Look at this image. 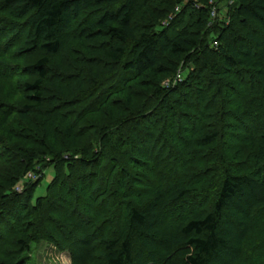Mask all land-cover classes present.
<instances>
[{
  "label": "trees",
  "instance_id": "trees-1",
  "mask_svg": "<svg viewBox=\"0 0 264 264\" xmlns=\"http://www.w3.org/2000/svg\"><path fill=\"white\" fill-rule=\"evenodd\" d=\"M231 1L223 25L208 23L210 0H0L1 102L14 93L8 60L40 50L26 103L0 106V147L16 156L5 183L54 173L35 199L38 179L22 194L0 187V264H28L45 238L70 249L85 231L92 246L75 264H264V0ZM64 35L76 53L50 69ZM215 142L218 161L200 165ZM111 204L127 209L122 228Z\"/></svg>",
  "mask_w": 264,
  "mask_h": 264
},
{
  "label": "rangeland",
  "instance_id": "rangeland-1",
  "mask_svg": "<svg viewBox=\"0 0 264 264\" xmlns=\"http://www.w3.org/2000/svg\"><path fill=\"white\" fill-rule=\"evenodd\" d=\"M214 3H216L217 7L220 10V14H219V18L216 21H219L220 23H223V25H227L230 23V15H229V8L231 5L230 0H213ZM176 7V6H175ZM176 10L174 8L173 11L169 12V14H167L166 16H164L161 20V23L167 24L174 16H175ZM81 18H84L83 15L81 16ZM210 22H214L210 17L208 18V23ZM212 24V23H211ZM0 28L4 31L5 30V26L3 23H0ZM18 28L13 30L11 33H8L7 37L13 36L14 34H17L16 36H14L15 40H13L14 42L18 43L15 45L16 50L19 49L20 47H23L22 44H20L21 42H23L22 40L24 38H26V34L25 33H19L21 32V30L18 32ZM22 34V35H21ZM18 36V37H17ZM212 36V34H211ZM22 38V39H21ZM214 37L212 36L209 41L211 43H213ZM76 48V45L74 44V42L72 41V39L69 38V35H64L62 37L61 40V47L59 52L56 55H51L50 56V63H49V68L53 69L56 67H59L62 63H65L67 59L71 58L72 56L74 57L75 55V51L74 49ZM40 53V50L35 49L34 51H31L29 54H27L26 52L24 54H22L20 61L18 62L17 60L10 58L8 60L7 63H9V68L6 70L8 72V80H7V84L11 85L14 89V93L11 96L10 99H8L5 102H1L0 101V106L1 105H6L8 106H20V104H24L26 102L22 101V96L24 95V92L22 91V84L23 82H25L27 79H31L34 76V73H32V71L30 70L31 64L34 60V58ZM77 53L78 50H77ZM182 65V64H181ZM95 67V66H94ZM181 68V67H180ZM186 67H183V75H186V71L185 70ZM181 69H179L178 71H180ZM170 78H173L172 76H169L167 78H165L163 81L168 80ZM3 81V80H0ZM163 81L161 82V84H163ZM62 83V81H61ZM63 85H65L63 83ZM67 86V85H65ZM50 87V82H45L43 85V91L44 94H46V92L49 90ZM68 88V87H66ZM70 90V89H69ZM73 91V90H71ZM212 91L209 93L210 95H212ZM96 95V93H95ZM139 101H141V98ZM211 99H214V94L213 96H211ZM21 100V102H19ZM33 99L32 98H27V102H32ZM33 103V102H32ZM44 104L41 105V107H43ZM53 107H56V105H53ZM52 107V108H53ZM51 109V108H50ZM49 110V109H48ZM42 112V110H40ZM66 111L65 110V106L63 107V109L61 110ZM107 111H100L96 117H97V123L99 121H102L103 118L106 116ZM222 120L221 116H217L214 119V124H218L220 121ZM257 126H255V124H252L250 126V128L246 129L245 132H255V130ZM93 132V131H92ZM143 136H145L144 133H142ZM88 137V135H87ZM182 144H186V138H182V140H179ZM3 148L0 147V187L6 192V194H22L26 187L28 186V184H32V182L36 181L38 179V181H40V183L37 185V187L35 188L34 191V195H33V199H35L38 196H41L45 193V188L46 185L48 184V182L51 180V178L53 177V168L51 166L44 168L43 170H40L38 168V166H35L33 170L30 171V173H32V179H30L28 177V175L24 174L18 178L15 179V181L13 183H5V176L8 174L9 170L11 169V162H13V160L16 159V156H9L10 153L5 151L2 153ZM196 153V152H195ZM202 156V164L200 165H204L205 162L203 161V158L206 161H213V163H216L218 161L217 159V155H218V146L217 143L215 142L214 144H211L207 147H205L203 149V152L201 151L200 155ZM188 158V157H187ZM186 158V159H187ZM185 158L181 157V156H176V161L177 162H183L184 160H186ZM48 160V158L46 159V161ZM199 165V163H197ZM209 165H205V167H207ZM213 175L216 176V174L212 173ZM84 180L85 182L87 180H89V178L85 177L84 179H81V181ZM81 181H79L81 183ZM76 182V183H79ZM79 183V184H80ZM4 185V188L2 187ZM74 186V184H73ZM75 187V186H74ZM73 191L75 192L76 189H73ZM76 194V192H75ZM85 203V200H84ZM81 204H83V202L81 201ZM116 204V203H114ZM111 204L112 206V211H111V218L113 219L114 224L116 225V223H120L121 226L120 228H122V222L125 219L126 216V211L123 212L124 209L121 210V206L119 205H114ZM64 205V204H63ZM62 205V207L64 208V206ZM167 209V208H166ZM163 210V208H160V212L158 213V222L160 225H168L169 227H171V222L170 219H172V217L174 216V211H170L168 213V210L166 211ZM78 212V211H77ZM75 213V219L78 220V223L81 225L82 229H86L84 228L86 226L85 223V219L84 217H82L81 215H79L78 213ZM122 212V213H121ZM10 222L11 225L15 224V226H17L19 223H17V216L14 215L12 217H10ZM117 221V222H116ZM84 226V227H83ZM256 230V229H255ZM86 233V234H85ZM81 232L82 237H74L73 241H72V245L70 249H67L65 247H55L53 243H50L47 241V239H42L39 244H37L35 247H33L31 253H28V264H75L76 262H79L80 259H82V252H85V250L87 251L88 247H91V241L93 239H91L88 235V233L85 231ZM168 236V232L163 233V235L161 236L160 239V243L159 245L162 244V242L167 239ZM59 245L61 244H66L68 243L67 239H66V235H63L61 240H58ZM161 248V246H159ZM72 252V253H71ZM72 254L74 256H72ZM25 255V254H23Z\"/></svg>",
  "mask_w": 264,
  "mask_h": 264
},
{
  "label": "built area",
  "instance_id": "built-area-1",
  "mask_svg": "<svg viewBox=\"0 0 264 264\" xmlns=\"http://www.w3.org/2000/svg\"><path fill=\"white\" fill-rule=\"evenodd\" d=\"M230 2L232 3V1L230 0ZM175 10L176 12L180 11V6H176L175 7ZM219 14H220V10L219 8L217 7L216 3H214L213 0H210V18L213 20V21H216L218 18H219ZM165 23V22H164ZM212 22H210L209 24H211ZM213 46H216L217 45V41L216 40H213V43H212ZM183 78V75L181 72L177 73L173 78H170L168 80H165L163 81V84L164 86H169V85H174L176 83H178L179 81H181ZM26 175H28V177L30 179H32V173H30V171H28L26 173Z\"/></svg>",
  "mask_w": 264,
  "mask_h": 264
}]
</instances>
